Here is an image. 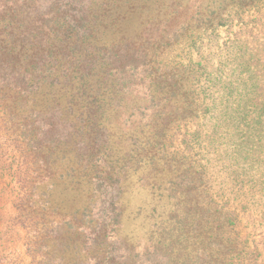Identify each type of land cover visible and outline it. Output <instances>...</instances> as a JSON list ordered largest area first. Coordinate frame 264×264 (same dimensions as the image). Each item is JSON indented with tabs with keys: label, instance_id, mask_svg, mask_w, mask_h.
Wrapping results in <instances>:
<instances>
[{
	"label": "trees",
	"instance_id": "16d2710c",
	"mask_svg": "<svg viewBox=\"0 0 264 264\" xmlns=\"http://www.w3.org/2000/svg\"><path fill=\"white\" fill-rule=\"evenodd\" d=\"M236 1L249 8L262 0ZM97 3L0 0V155L15 164L16 210L37 218L33 197L39 185L54 186V177L80 197L58 219L40 217L43 236L34 248L49 250L50 242L61 255L55 259L52 250L39 264H227L226 228L232 231L237 215L223 211L225 182L217 185L203 159H194L201 132L187 126L217 109L198 85L203 76L216 83L223 60L164 61L169 46L160 47L159 23L129 36L117 26L127 13L112 18L109 3ZM220 13L201 15L197 30H215ZM250 54L245 67L257 74L262 58ZM241 66L233 60L224 81L230 97L244 83ZM110 124L123 134L114 135ZM129 185L157 203L175 201L165 216L157 206H139L133 216L143 213L144 235L133 242L124 235Z\"/></svg>",
	"mask_w": 264,
	"mask_h": 264
},
{
	"label": "rangeland",
	"instance_id": "374dc122",
	"mask_svg": "<svg viewBox=\"0 0 264 264\" xmlns=\"http://www.w3.org/2000/svg\"><path fill=\"white\" fill-rule=\"evenodd\" d=\"M102 1L109 3L106 9L112 18L127 13L123 23L117 22L121 33L136 35L144 26L159 23L158 33L162 36L160 47L163 49L169 46V51H163L164 55L161 56L164 61L177 62L180 61L179 58L186 57L196 61L208 58L216 65L217 58L223 60L225 69L220 79L212 85L203 76L198 85L209 103L214 104L217 109L187 126L189 133L197 130L201 132L198 146H194L193 152L199 156H194V159H203L202 164L209 168L217 185L223 180L225 182L220 198L224 205L223 211L237 215L232 231V226L226 228V246L229 248L226 253L227 264H232L231 259L234 258L240 264H264V68H259V72L253 74L255 71L246 68L243 61L252 55L250 53H257L254 59L261 56V63L264 65V0L249 8H238L236 0H98V3ZM209 11H221L220 14L227 21L223 20L215 30L212 28L216 25L209 24L197 30L201 15L204 16ZM112 31L113 29L110 30ZM233 60L242 65L243 77L240 82L244 83L236 85L230 97L223 86ZM249 77L251 78L248 79ZM166 80L169 82L170 78ZM255 81L253 85L252 82ZM110 125L114 135L123 134L122 127ZM215 125H220L219 131L211 137ZM226 129L229 130L225 132ZM187 139L191 138L188 136ZM183 140L182 134L177 136L176 144L180 149H183ZM56 153L59 157L62 155ZM3 161L5 165H2ZM12 164V157L0 155V264H39L42 256L52 250L55 251L53 253L56 259L61 255V249L50 242L47 243L51 247L49 250L34 248V244L43 236L42 226L39 225L40 217L45 215L58 219L64 212L71 210L68 208L70 203L71 211L78 207L80 197L72 187L71 193L69 190L64 192V185L54 177V186L51 182L39 185L33 197V203L37 204L36 208L39 207L41 213L37 218L32 214L31 218L25 220L16 210L17 191L14 192V180L11 177L15 164ZM58 168L59 174L62 170ZM165 177L163 175L160 180L162 187L169 181L164 180ZM177 183L179 185L182 182L178 180ZM127 196L128 208L124 213L127 227L124 235L132 242L134 235L135 240L144 235L143 213L136 212V216H133L139 206H157V211L162 216L174 208L175 201L162 197L157 203V197L148 191L131 188V185ZM177 198L184 199L183 196ZM43 209L48 210L43 212ZM179 209L180 207L175 208ZM58 232L55 231L53 237ZM62 237L61 234L60 238Z\"/></svg>",
	"mask_w": 264,
	"mask_h": 264
}]
</instances>
